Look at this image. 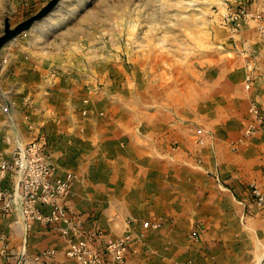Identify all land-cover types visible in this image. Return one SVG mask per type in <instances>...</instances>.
I'll list each match as a JSON object with an SVG mask.
<instances>
[{
    "label": "crops",
    "instance_id": "0c3cea01",
    "mask_svg": "<svg viewBox=\"0 0 264 264\" xmlns=\"http://www.w3.org/2000/svg\"><path fill=\"white\" fill-rule=\"evenodd\" d=\"M51 1L0 0V31L4 15L21 22ZM222 1L264 18V0ZM222 25L198 65H111L90 55L85 32L77 47L21 36L1 49L0 152L10 159L44 137L55 178L74 179L61 200L68 227L0 213V264H77L70 241L103 251L125 235L124 264H264V205L253 192L264 196V136L246 135L258 128L252 104L264 118V39L255 23ZM12 181L8 172L1 188Z\"/></svg>",
    "mask_w": 264,
    "mask_h": 264
},
{
    "label": "rangeland",
    "instance_id": "374dc122",
    "mask_svg": "<svg viewBox=\"0 0 264 264\" xmlns=\"http://www.w3.org/2000/svg\"><path fill=\"white\" fill-rule=\"evenodd\" d=\"M225 6L222 0H55L46 12L25 14L21 22L11 23L4 15L0 36L7 21L9 31L20 33L13 40L27 36L35 46L57 41L71 48L78 46L85 32L90 55L104 54L111 65L165 63L172 58L176 65H198L212 54L217 33L227 31L221 28ZM87 12L90 18L82 22Z\"/></svg>",
    "mask_w": 264,
    "mask_h": 264
},
{
    "label": "built area",
    "instance_id": "2783aa9c",
    "mask_svg": "<svg viewBox=\"0 0 264 264\" xmlns=\"http://www.w3.org/2000/svg\"><path fill=\"white\" fill-rule=\"evenodd\" d=\"M222 18L223 24H232L234 28L255 23L260 36L264 39L262 15L245 8L233 10L225 6ZM246 68L248 71L246 87L249 89L252 82L253 64L248 63ZM250 113L258 121V128L250 126L246 135L250 136L258 130L264 136V118L257 105L252 104ZM83 114L87 115V112L83 111ZM30 128L33 127L30 125ZM45 147L46 139L40 136L28 144H18L10 153V159L0 152V213L2 215L18 213L26 226L41 222L45 225L64 224L68 227L71 221L61 200L71 190L74 177L68 174L64 179L55 178L57 169L46 154ZM262 159L264 161V148ZM8 172L11 174L13 186L10 189H2L1 182ZM253 192L256 204L259 207L263 206L264 196L256 188ZM45 208L51 209L49 215L45 214ZM63 234L67 236V229H63ZM131 238V235L120 237L109 243L103 251L94 248L89 240L70 241L66 256L77 264H104L106 256L115 264H124ZM181 264H191V262Z\"/></svg>",
    "mask_w": 264,
    "mask_h": 264
},
{
    "label": "water",
    "instance_id": "95a60500",
    "mask_svg": "<svg viewBox=\"0 0 264 264\" xmlns=\"http://www.w3.org/2000/svg\"><path fill=\"white\" fill-rule=\"evenodd\" d=\"M55 2V0H52L42 11H40V13L46 12L48 9H50L53 5V3ZM37 17V15L35 17H32L28 20H26V22L24 23V25L28 24V23H32V21ZM7 27H6V31L4 32V34L2 36H0V53H1V49L8 44L10 41H12L14 38H16V36L19 33L18 31H9L8 30V22L6 21Z\"/></svg>",
    "mask_w": 264,
    "mask_h": 264
}]
</instances>
